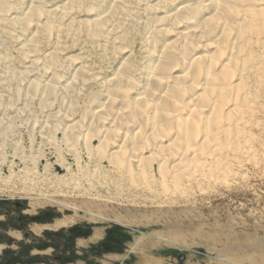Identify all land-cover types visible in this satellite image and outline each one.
<instances>
[{
    "label": "bare ground",
    "instance_id": "obj_1",
    "mask_svg": "<svg viewBox=\"0 0 264 264\" xmlns=\"http://www.w3.org/2000/svg\"><path fill=\"white\" fill-rule=\"evenodd\" d=\"M263 31L264 0H0V50L15 43L24 64L14 72L9 55L0 52V152L13 151L10 177L31 174L28 167L18 171V164L38 167L19 146L18 125L31 148L37 134L40 144L52 147L69 176L60 150L79 171L84 152L130 179L166 183L203 174L218 162L223 135L240 136L254 93L246 82L250 73L259 82L261 63L251 67L248 44L264 47ZM137 34L139 59L132 44ZM93 54L103 64H120L106 75L92 63ZM55 166L46 161L47 173L37 175L49 181ZM73 224L57 221L54 228Z\"/></svg>",
    "mask_w": 264,
    "mask_h": 264
},
{
    "label": "rangeland",
    "instance_id": "obj_2",
    "mask_svg": "<svg viewBox=\"0 0 264 264\" xmlns=\"http://www.w3.org/2000/svg\"><path fill=\"white\" fill-rule=\"evenodd\" d=\"M98 1L107 3L110 0ZM135 37L132 44L139 59L142 44L140 36ZM14 44L7 42L6 50L3 48L0 52L6 51L9 67L19 72L24 64ZM249 44L254 61L251 67L259 65L256 73L260 75L256 82L250 73L249 83L246 82L247 88L254 93L250 108L240 122V136L236 139L223 135L225 142L216 150L218 162L205 167L203 174L197 173L193 178L180 175L176 181L166 183L150 181L148 177L143 180L140 175L130 179L122 171L111 170L106 162L90 161L84 152L80 163L85 167L79 171L73 158L60 150V157L71 166L72 175L69 176L58 166L59 156L52 147L40 144L37 134L38 148H31L26 128L16 126V133L22 135L19 146L25 148L26 156L34 157L31 162L38 167L33 170V165L18 164V171L28 167L31 174L23 177L22 173H17V177L12 178L7 162L12 160L13 151L6 147L5 155L0 152V176L5 178L0 180V264L26 261L24 247L37 245L50 237L43 238L42 231L51 235L64 229L63 236L52 239L58 246L57 254L40 256L42 262L51 260L48 264H58L56 260L63 253L70 257L67 231L73 227L90 232V235L94 232L89 239L97 235L101 239L96 242H88V239L87 243L95 245L84 256L77 255L75 247L72 262L80 259L85 264H99L86 259L114 253L121 255L124 261L119 262L123 264H264V47L254 40ZM41 47L46 48L45 45ZM77 47H70L69 53L76 52ZM93 58L95 66L105 67L106 75L120 64L118 59H112L110 63L114 68L108 69L110 63L103 64L96 55ZM0 90L3 91L1 87ZM3 93L9 98L13 95L11 91ZM30 105L36 107V101ZM7 112L12 115L11 108ZM204 160L207 165L212 162L207 157ZM46 161L57 165L51 170L49 181L38 176L47 173ZM55 173L65 179H54ZM37 216L47 225L30 223L29 219ZM68 220H74L75 224L54 228L57 221ZM18 232L23 239L22 236L19 239ZM36 252L33 249L30 254L36 256ZM45 253L49 255L50 251Z\"/></svg>",
    "mask_w": 264,
    "mask_h": 264
},
{
    "label": "trees",
    "instance_id": "obj_3",
    "mask_svg": "<svg viewBox=\"0 0 264 264\" xmlns=\"http://www.w3.org/2000/svg\"><path fill=\"white\" fill-rule=\"evenodd\" d=\"M30 223H36V224H43L44 222L37 216V217H33L31 219H29ZM48 222V221H47ZM65 233V230L64 229H61L59 232L57 233H53L51 235H49V233L47 232H43L42 233V237H47V236H50L47 240H43V241H39L37 245H34V246H25L24 247V251L27 252L26 254V261H16L14 262L13 264H48V262H42V259L39 255H36V256H32L30 253L33 249L37 250V251H44L46 249H53V253L51 255V257L55 256L57 254V250H58V246H56L54 243L52 242H55L53 241L52 239H55V238H60L61 236H63V234ZM67 234L69 237V244L71 246V251H70V257H67L66 255H63L62 254V257H58L56 262L58 264H69V263H72V260L71 259V256H73L74 254V250H75V240L76 239H79V238H87L89 237L90 235V232H82L80 229L78 228H70L68 231H67ZM5 256V255H4ZM7 264H10V262H8Z\"/></svg>",
    "mask_w": 264,
    "mask_h": 264
},
{
    "label": "crops",
    "instance_id": "obj_4",
    "mask_svg": "<svg viewBox=\"0 0 264 264\" xmlns=\"http://www.w3.org/2000/svg\"><path fill=\"white\" fill-rule=\"evenodd\" d=\"M41 225H47V224L43 223ZM45 230H47V229H45ZM42 232H41V234H42ZM18 233H19V239H20L22 235H20V232H18ZM41 234H40V236H41ZM93 234H94V232H92L91 235H93ZM89 237L88 238H79V239L75 240V247H76V250H77L76 251L77 255L84 256V254L87 253V250L90 249L91 246L95 245L94 243H87L86 246L85 245L83 247L82 246L81 247L78 246L79 242H86L89 239ZM22 239H23V236H22ZM47 251H50L49 255L45 253ZM52 252H53V249L49 248V249H46L44 251H37L36 254L39 255V256H43L41 254H44V256L49 257V256H51ZM89 260H92V261L94 260L96 263H99V264H116V263L118 264V262L120 260L124 261V259H121V255L114 254V253L102 255L100 258H96V257H91L90 256V257H88L86 259V261H89ZM71 264H85V263H83V261L79 259V260H76L75 262H72ZM119 264H123V263L119 262Z\"/></svg>",
    "mask_w": 264,
    "mask_h": 264
}]
</instances>
